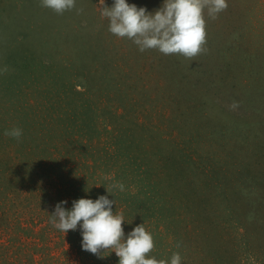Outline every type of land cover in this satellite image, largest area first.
<instances>
[{
    "label": "rangeland",
    "instance_id": "374dc122",
    "mask_svg": "<svg viewBox=\"0 0 264 264\" xmlns=\"http://www.w3.org/2000/svg\"><path fill=\"white\" fill-rule=\"evenodd\" d=\"M227 3L187 59L110 33L99 0H0V264H119L50 222L101 195L157 260L264 264V0Z\"/></svg>",
    "mask_w": 264,
    "mask_h": 264
},
{
    "label": "clouds",
    "instance_id": "9594fccd",
    "mask_svg": "<svg viewBox=\"0 0 264 264\" xmlns=\"http://www.w3.org/2000/svg\"><path fill=\"white\" fill-rule=\"evenodd\" d=\"M41 4L63 14L75 8L76 0H41ZM99 5L101 15L110 21L109 31L113 35L131 40L141 52L156 49L164 55H181L187 59H193L205 50V10L208 17L214 20L228 8L227 0H164L163 6L155 12L130 5L127 0H114L111 7L106 5L105 0H99ZM237 106L235 103L232 105L233 108ZM4 134L19 140L22 129L5 130ZM106 189L114 196L112 189L123 192L125 187L123 183H113ZM65 204L67 201L56 205L50 222L66 234L79 226L83 250L99 258H104V253L108 251L115 252L119 264H169L149 255L155 243L144 224L135 227L125 238L123 214L113 212L115 200L106 195L99 196L95 201L80 198L73 201L71 210H66ZM170 264H181L179 252L172 254Z\"/></svg>",
    "mask_w": 264,
    "mask_h": 264
}]
</instances>
